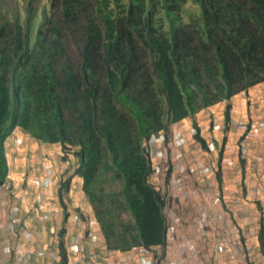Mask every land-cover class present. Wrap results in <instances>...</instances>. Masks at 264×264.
<instances>
[{"label": "trees", "instance_id": "16d2710c", "mask_svg": "<svg viewBox=\"0 0 264 264\" xmlns=\"http://www.w3.org/2000/svg\"><path fill=\"white\" fill-rule=\"evenodd\" d=\"M263 82L264 0H0V187L20 129L76 158L107 249L164 250L150 138L221 101L227 130L232 99Z\"/></svg>", "mask_w": 264, "mask_h": 264}, {"label": "crops", "instance_id": "0c3cea01", "mask_svg": "<svg viewBox=\"0 0 264 264\" xmlns=\"http://www.w3.org/2000/svg\"><path fill=\"white\" fill-rule=\"evenodd\" d=\"M231 102L227 130L220 114L223 101L217 111L214 105L201 110L195 120L172 125L167 138L158 133L154 145L149 141L150 159L160 168L150 182L169 197L164 250L107 249L99 226L90 224L92 209L74 178L77 160L64 161L59 144H43L13 130L4 145L8 175L0 187V264H58L60 240L68 264H264L259 246L261 232L264 241V82ZM215 115L219 127L210 140L201 136L204 149L193 137V123L199 133L209 134ZM244 126L249 127L246 136ZM49 154L55 162L53 185L26 188L48 169L44 162ZM62 179H70L64 205L58 192Z\"/></svg>", "mask_w": 264, "mask_h": 264}, {"label": "rangeland", "instance_id": "374dc122", "mask_svg": "<svg viewBox=\"0 0 264 264\" xmlns=\"http://www.w3.org/2000/svg\"><path fill=\"white\" fill-rule=\"evenodd\" d=\"M220 105H223V101H221V102H219V103H216L214 106H213V108H214V110L215 111H217L218 110V107L220 106ZM201 112V111H200ZM199 112V113H200ZM217 114V113H216ZM220 114H221V119H222V122H223V125H224V118H225V109H224V111H223V109L221 110V112H220ZM218 116H216L215 115V117H213L212 119H211V121H212V125H213V127H214V131H211L209 134H206V133H203L202 131L200 132L201 133V136H204V138H206V140H210V138H213L214 137V132L218 129V127H219V125H218ZM247 121V120H246ZM246 121H241L242 123L241 124H243V123H247V124H249V122H246ZM222 125V128L224 129V126ZM242 128V130H244L243 132H242V135H247L246 134V132H245V130H247V128H249L248 126H244V127H241ZM253 131V130H252ZM248 133H250V132H248ZM10 134H11V132L7 135V138L10 136ZM157 137V138H156ZM224 137V136H223ZM159 139V136H157V134L156 135H152V137H151V140H150V143H153L154 141H156V140H158ZM17 143V142H16ZM155 143V142H154ZM154 143H153V145H154ZM20 144V143H19ZM18 144V145H19ZM213 147H214V145H213V143L211 144ZM46 157V161L44 162V165H45V167L46 168H48L46 171H44V173L43 174H41L40 176H38V177H34L33 179H32V181L31 182H27V186L26 185H24L23 184V186L25 187L26 186V188H29V187H38V188H40L41 186H45V187H49V185H53V177H54V175H55V162H54V160H53V157H52V155L51 154H49V155H47V156H45ZM57 168L58 167H56V170H57ZM76 175V177H74L77 181H78V183L79 184H81V178L77 175V174H75ZM16 186H18V185H16ZM72 192H75L74 191V189H72L71 190V193ZM44 197H46V194H44ZM85 199V198H84ZM86 201V200H85ZM74 202L76 203L77 202V194L75 193V196H74ZM64 204H66V202L64 201ZM95 223H96V221H95V219H91L90 220V224H91V226H93L94 227V225H95Z\"/></svg>", "mask_w": 264, "mask_h": 264}, {"label": "built area", "instance_id": "2783aa9c", "mask_svg": "<svg viewBox=\"0 0 264 264\" xmlns=\"http://www.w3.org/2000/svg\"><path fill=\"white\" fill-rule=\"evenodd\" d=\"M164 137H165L164 134H163V136H160L161 139H162V138L164 139ZM202 138H203V137H202ZM150 140H151V138H150ZM150 140H149V141H150ZM148 144H149V142H148ZM179 156H180V154L177 155V157H179ZM149 157H150V156H149ZM166 157H167V156L165 155V157H164V158H165V161L167 160ZM150 160H151V159H150ZM231 161L233 162L234 160L231 159ZM231 161H230L228 164H233ZM151 162H152V161H151ZM152 164H153V162H152ZM153 166H154V173H153V174H155L157 171L160 170V168L157 167V166L154 165V164H153ZM163 168H164L165 171L168 169V167H167L166 164L164 165ZM191 171H192V170H191ZM166 172H167V171H166ZM203 172H206V169H203ZM164 198H165V201L169 199V197H168L167 195H164ZM219 201H220V197H219ZM95 224L97 225V223H95ZM168 228H169V227H168ZM215 248H216V251H217L218 248H219V245H216ZM75 250L78 251V252H79V251H84V247H83L82 245H80V246H79V245H75ZM142 251H143V252H146V250H144V249H142ZM108 264H114V261H110V260H109V263H108Z\"/></svg>", "mask_w": 264, "mask_h": 264}, {"label": "clouds", "instance_id": "9594fccd", "mask_svg": "<svg viewBox=\"0 0 264 264\" xmlns=\"http://www.w3.org/2000/svg\"><path fill=\"white\" fill-rule=\"evenodd\" d=\"M72 158H74V157H72V156H70L67 160H69V159H72ZM76 159V158H75ZM66 160V161H67ZM66 251V256H67V264H68V255H67V250H65Z\"/></svg>", "mask_w": 264, "mask_h": 264}]
</instances>
